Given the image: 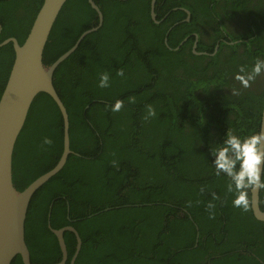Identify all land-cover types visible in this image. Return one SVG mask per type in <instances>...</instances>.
<instances>
[{
	"label": "trees",
	"instance_id": "obj_1",
	"mask_svg": "<svg viewBox=\"0 0 264 264\" xmlns=\"http://www.w3.org/2000/svg\"><path fill=\"white\" fill-rule=\"evenodd\" d=\"M42 2L0 0V43L21 45ZM93 2L102 26L53 75L72 154L30 200L24 236L31 264L61 260L48 223L77 231L75 264H264V222L250 207L232 206L227 177L215 175L210 154L228 129H260L264 69L248 87L234 77L240 66L250 70L264 59V0H156L159 23L150 17L151 0ZM235 21L246 26L233 28ZM97 23L88 0H67L44 65ZM195 40L203 55L193 53ZM14 58L12 44L0 47V96ZM102 73L107 87L99 86ZM116 100L123 106L114 112ZM62 152L61 114L40 93L14 146L15 189L53 169ZM259 206L264 211V188ZM63 238L69 264L76 239L70 232ZM11 264H22L20 257Z\"/></svg>",
	"mask_w": 264,
	"mask_h": 264
},
{
	"label": "water",
	"instance_id": "obj_2",
	"mask_svg": "<svg viewBox=\"0 0 264 264\" xmlns=\"http://www.w3.org/2000/svg\"><path fill=\"white\" fill-rule=\"evenodd\" d=\"M66 2L67 0H43L24 42L20 45L16 39L8 38L0 43V47L12 44L15 55L8 79L0 96V264H11L16 256L20 257L22 264H31L24 236V224L30 200L35 192L63 169L68 156L72 154L69 147L68 115L54 89L53 75L57 67L76 51L86 36L99 30L103 23V16L93 0H88L91 8L96 12L97 26L83 32L69 50L51 65L45 66L43 63L44 48L52 27ZM155 3L156 0L150 2V17L155 23H159L156 20ZM182 10L187 15L183 22H189L190 13L184 9ZM170 30L171 28L168 32ZM165 43H167L166 38ZM182 43L174 50H177ZM196 45L195 41L193 53L203 55V53L195 52ZM217 49L218 45L214 51L216 52ZM40 93L48 95L61 114L63 121V152L53 169L38 177L23 191H17L12 182L13 150L25 124L31 104ZM259 131H264V107L261 112ZM259 192L260 189H257L249 193L250 208L253 217L260 222H264V211L259 206ZM48 229L57 238L61 252V260L55 264H66L68 260L63 238L64 233L70 232L75 236L76 249L69 261V264H75L81 248V239L77 231L71 226L55 230L51 228L49 223Z\"/></svg>",
	"mask_w": 264,
	"mask_h": 264
},
{
	"label": "clouds",
	"instance_id": "obj_3",
	"mask_svg": "<svg viewBox=\"0 0 264 264\" xmlns=\"http://www.w3.org/2000/svg\"><path fill=\"white\" fill-rule=\"evenodd\" d=\"M264 69V59L257 58L250 70L240 66L235 79L243 87H248L261 70ZM118 75H123L119 72ZM109 75L102 73L99 79L100 87H107ZM123 106V101L116 100L111 106L116 112ZM155 115L151 105L148 106V116ZM147 118V117H146ZM45 144L51 140L45 138ZM213 157L212 165L215 175L227 177L226 192L233 194L232 206L247 211L250 207L249 193L264 188V131H253L240 134L228 129L221 140L210 149ZM203 190V189H202ZM213 205L209 204V208Z\"/></svg>",
	"mask_w": 264,
	"mask_h": 264
},
{
	"label": "flooded vegetation",
	"instance_id": "obj_4",
	"mask_svg": "<svg viewBox=\"0 0 264 264\" xmlns=\"http://www.w3.org/2000/svg\"><path fill=\"white\" fill-rule=\"evenodd\" d=\"M240 24V25H239ZM246 25H245V23L244 24H241V23H239V22H237V21H235L234 23H233V28H236V29H240V28H244ZM196 41V40H195ZM195 41H194V43H195ZM193 47H194V45H193ZM193 47H192V50H193ZM204 54V53H203Z\"/></svg>",
	"mask_w": 264,
	"mask_h": 264
}]
</instances>
